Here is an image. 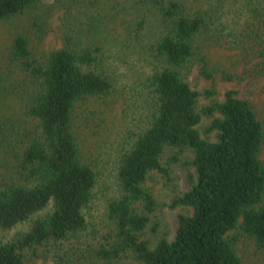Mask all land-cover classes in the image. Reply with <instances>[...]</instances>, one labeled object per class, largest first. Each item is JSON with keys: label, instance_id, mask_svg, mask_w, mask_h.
Here are the masks:
<instances>
[{"label": "trees", "instance_id": "trees-1", "mask_svg": "<svg viewBox=\"0 0 264 264\" xmlns=\"http://www.w3.org/2000/svg\"><path fill=\"white\" fill-rule=\"evenodd\" d=\"M36 1L0 0V19ZM133 5L138 13L129 34L139 45L133 51L150 68L132 80L135 107L111 155L118 194L106 202L109 230L102 234L89 214L100 169L85 157L74 112L86 98L115 92L112 54L99 42L81 44L64 34L59 48L36 57L25 36L13 39L9 61L22 78L12 83L0 77V98L13 95L21 105L18 117L0 122V231L27 227L0 240V264H26L29 251L57 250L88 233L101 236L94 254L106 264L127 255L139 264H242L234 245L241 238L264 255L262 122L237 90L216 99L213 88L198 91L185 77L193 63L212 80L264 77V0H210L194 10L177 0ZM151 11L161 32L143 43L139 35ZM206 44L234 51L244 65L241 74L209 66ZM201 97L209 102L200 105ZM187 150L192 156L184 165L194 169L187 174L190 187L170 206L190 211L177 214L172 239L151 243L143 233L157 204L145 181L152 172L168 178ZM55 264L63 263L56 257Z\"/></svg>", "mask_w": 264, "mask_h": 264}, {"label": "rangeland", "instance_id": "rangeland-1", "mask_svg": "<svg viewBox=\"0 0 264 264\" xmlns=\"http://www.w3.org/2000/svg\"><path fill=\"white\" fill-rule=\"evenodd\" d=\"M177 1L185 4L188 10H194L205 8L210 0ZM136 13L138 12L133 0H37L32 7L0 19V77L7 78V82L17 83L22 78L18 68L9 61L11 45L17 35L25 36L30 50L36 57L45 56L51 50L59 48L64 34L71 35L81 44L99 42L112 54L111 62L118 76L115 92L107 97L86 98L77 103L74 112V128L82 143L85 157L100 169L89 214L94 227L101 234L109 230L104 216L106 202L118 194L111 155L122 136L126 120L135 107L132 80L139 70L150 68L147 61L133 51L139 48L138 42L130 38L132 36L129 34L136 21ZM156 14L151 11L146 17L145 29L139 35L143 43L154 41L161 32V23ZM205 52L209 66L219 65L230 73L241 74L244 65L238 63L234 51L206 44ZM185 77L198 91L213 88L217 93L216 99H222L226 90H237L239 97L252 102L264 130V77L235 78L227 81L215 75L213 80L207 79L199 75L196 63L190 65ZM4 100L0 98V122L10 114L18 117L21 105V100L13 95L6 102ZM208 102L209 99L204 97L199 100L200 105ZM208 121L204 118L200 123L201 134ZM211 138H214L213 135ZM191 156V152L187 150L181 161L170 167L168 178L158 172H152L145 181V186L151 191L157 204L143 233L151 243L162 236L172 239L177 214L190 211L184 206H170V203L174 197L190 187L187 174L193 173L194 169H187L184 161L191 159ZM259 156L264 163V143ZM1 158L0 154V173L4 172ZM26 227L27 223H20L10 230L0 231V240L7 241ZM98 236L88 233L63 243L57 250L46 247L35 252L29 251L26 264H55L56 257H59L63 264H106L94 254L96 243L101 240V236ZM234 245L242 264H264V255L252 240L241 238ZM111 264L139 263L127 255Z\"/></svg>", "mask_w": 264, "mask_h": 264}]
</instances>
